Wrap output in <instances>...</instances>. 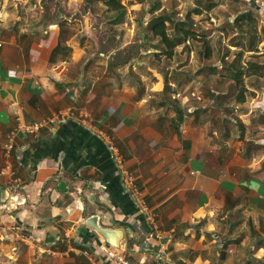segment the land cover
Segmentation results:
<instances>
[{"label": "crops", "instance_id": "obj_1", "mask_svg": "<svg viewBox=\"0 0 264 264\" xmlns=\"http://www.w3.org/2000/svg\"><path fill=\"white\" fill-rule=\"evenodd\" d=\"M78 9L49 19L41 0H0V167L11 162L15 173L0 176V264H117L114 252L130 264L264 261L263 155L254 150L264 121L248 110L250 85L237 97L220 65L201 63L195 74L190 59L165 76L150 56L99 51L108 28ZM61 32L66 51L53 54ZM73 104L100 122L134 172L162 233L152 246L142 247L153 226L123 192L103 140L80 123L17 137L5 152L18 120ZM12 194L24 203L12 206ZM92 215L124 231L118 248L87 224Z\"/></svg>", "mask_w": 264, "mask_h": 264}, {"label": "rangeland", "instance_id": "obj_2", "mask_svg": "<svg viewBox=\"0 0 264 264\" xmlns=\"http://www.w3.org/2000/svg\"><path fill=\"white\" fill-rule=\"evenodd\" d=\"M263 1L264 0H260ZM121 2L126 6L127 12L125 15L124 22L130 27V31L127 30V25L124 24L116 25L113 29L110 26V15L111 12L106 11L105 6L98 0H41V4L45 8V11L49 12L50 18H53L54 12H65L66 9L71 7L79 8L78 10L83 14L86 9H89L91 12H95L99 15L100 21L98 19L93 20V25L99 22H102V28H108L110 31L105 30V32H100V37L105 39V41L99 45L97 48L99 51H104L107 53L109 49L117 48L115 52L117 56H134L139 60L143 59V56H150L154 58L153 61L157 63V67L160 71L165 74L172 70L175 72L181 66H184L189 63V60L192 59L191 70L195 74L200 73L203 69L210 68L208 67L212 62L219 64L215 65L217 68L220 63L229 64L232 61L233 57L237 55V50L227 47L224 45L223 41V32H220L217 29H213L210 32L209 41L212 46V56L210 59L204 58L203 44L197 41L187 43V47L181 45V49H177L175 53V61L178 63L175 64L172 61H169L163 54L158 53L154 55L159 49L156 44H158L157 38L152 37L151 33L146 30L147 22L158 13H167L171 15V18L177 22L180 18L188 17L186 20L189 24L196 23L197 29L199 31H204V28H222L225 26L226 29H229V25L236 18L237 14L244 12L245 10L252 11V14L258 22V28L261 27V24H264V4L261 2H256V0H121ZM140 3V4H138ZM154 4H159V8L152 12V6ZM257 8L259 11H255L253 8ZM199 8L201 14L196 16L192 13V9ZM79 11L76 13V17L83 21V17L79 14ZM262 13V14H261ZM210 17H213L215 21L210 20ZM135 24V29L131 28V24ZM262 22V23H261ZM96 25V26H97ZM97 30L100 28L97 26ZM114 30V31H113ZM140 33L146 34L151 40L149 45L142 47L140 45L141 41H146V39L138 40ZM84 34V32H83ZM250 30L246 31V35H250ZM117 35V36H116ZM107 37V38H106ZM85 34L82 36V39H85ZM131 39L132 43L123 46L124 39ZM259 41L256 44L255 51H245L242 55L241 62H245L246 57H250L253 62H256L259 66L264 67V31H261L258 34ZM229 43L228 40L225 41ZM180 47V46H179ZM95 49V47H93ZM203 50V51H202ZM99 53V52H98ZM192 55V57H191ZM124 59V58H123ZM173 59V58H172ZM201 63L204 64V68H201ZM247 63V62H246ZM173 66V68H170ZM221 67V66H220ZM245 67V66H244ZM211 69V68H210ZM212 70V69H211ZM231 71V68L229 69ZM249 72V71H248ZM263 75L253 76L248 78L244 76L243 82L250 85L254 90L256 95H261L264 91V69ZM248 78V79H246ZM234 80L230 81L227 84V89L232 90L234 88ZM199 86L196 82H193L192 86ZM255 95V96H256ZM260 99L259 97H256ZM264 140V137H259ZM256 153L259 157L263 155L262 161L260 163L261 168L264 167V142L260 141L256 145Z\"/></svg>", "mask_w": 264, "mask_h": 264}, {"label": "trees", "instance_id": "obj_3", "mask_svg": "<svg viewBox=\"0 0 264 264\" xmlns=\"http://www.w3.org/2000/svg\"><path fill=\"white\" fill-rule=\"evenodd\" d=\"M105 6L106 11L111 12L110 17V26L115 28V25L123 24L125 15L127 12L126 6L121 2V0H98ZM159 8V4H154L152 6V12ZM255 11H259L257 8H253ZM261 12V11H259ZM192 13L196 16L201 14V10L199 8L192 9ZM262 14V13H261ZM188 17L180 18L179 21L175 22L170 14L167 13H158L156 16H153L146 25V30L151 33L152 37L157 38L159 49L155 52L154 55L158 53L163 54L169 61H172V58L175 57V53L177 51V47L183 44L184 47H187V43H192L194 41L200 42L203 44L204 50V58L210 59L212 56V46L210 41L208 40L210 32L213 29H217L220 32H223L226 40L229 43L226 44L227 47L233 46L235 47L234 50H237V55H235L229 64L220 63L221 68H231V72L233 73L234 79V88H239L238 95L244 96L245 85L243 82V75H247L248 77H253L258 75H263L264 67L259 66L256 62H253L251 58L246 57L245 62H241L242 55L245 51H255L256 44L259 41L258 34L261 31H264V24H261V27L258 28V22L256 18L252 14V11L245 10L244 12H240L237 14L236 18L231 22L232 24L229 25V29H226L225 26L222 28H204V31H199L196 27L197 24L194 23H187ZM262 23V22H261ZM113 28V29H114ZM250 30L251 34L248 36L246 35V31ZM114 31V30H113ZM144 35V34H143ZM146 41H141V38L138 37V40L141 41L140 45L142 47L149 45L150 38L145 34L144 35ZM63 38L62 32L59 34L58 44L53 49V54H58L59 52L66 51L65 46H63ZM230 45V46H229ZM202 50V51H203ZM221 62V61H218ZM247 62V63H246ZM214 62H212L208 67H210L213 71L217 70V67L214 66ZM245 66V67H244ZM204 68V66L202 67ZM249 71V72H248ZM166 76V74H165ZM168 88L167 80L164 81V90ZM264 88V87H263ZM264 97V91L261 92ZM257 94V93H256ZM254 90L252 89L249 91L248 94V101L253 97H256ZM256 95V96H255ZM236 97V98H237ZM238 101H244L243 99L238 98ZM253 112H257L260 118L264 121V109L259 108ZM256 148H254L255 150ZM249 150H253V148L248 147L247 152ZM262 243V242H261ZM247 264H264L262 260H251Z\"/></svg>", "mask_w": 264, "mask_h": 264}, {"label": "built area", "instance_id": "obj_4", "mask_svg": "<svg viewBox=\"0 0 264 264\" xmlns=\"http://www.w3.org/2000/svg\"><path fill=\"white\" fill-rule=\"evenodd\" d=\"M256 2H261L264 4V2L260 0H256ZM210 20L215 21L213 17H210ZM259 96L261 99L260 101L256 98ZM256 97H253L248 102L247 106L250 112H253L259 108L264 109L263 95H257ZM71 99H74V97H71ZM67 120H74L80 123L86 129L99 136L103 140L108 152V156L117 169L123 192L132 199L135 205L144 213L145 219L153 226V229L144 235L142 247L148 248L152 246L154 240L162 238V233L157 230L155 226L156 213L149 207L143 195V191L136 182L134 172L129 168L126 160L120 153L111 135L100 129V122L97 120L93 121L86 109L73 104L64 111L54 113L32 122H22L18 120L16 125L7 134V140L3 145L5 152L7 154L11 153L14 141L17 137L37 135L42 129L45 128L55 129L56 126L66 122ZM14 174V167L11 162H6L2 167H0V176H13ZM10 198L13 200L12 206L14 207L24 203V198H18V195L16 194H12ZM3 207L9 208V204L4 203ZM87 253L88 252H85V254ZM113 258L116 260L117 264H130L129 261L119 253L114 252Z\"/></svg>", "mask_w": 264, "mask_h": 264}, {"label": "water", "instance_id": "obj_5", "mask_svg": "<svg viewBox=\"0 0 264 264\" xmlns=\"http://www.w3.org/2000/svg\"><path fill=\"white\" fill-rule=\"evenodd\" d=\"M141 40L145 39L144 35L140 33ZM87 224L94 228L99 234H101L107 244L118 248L124 241V231L119 228H106L97 223V216L92 215L88 217Z\"/></svg>", "mask_w": 264, "mask_h": 264}]
</instances>
